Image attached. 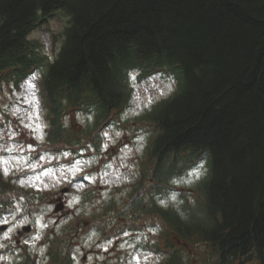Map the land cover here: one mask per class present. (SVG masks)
Masks as SVG:
<instances>
[{
	"label": "trees",
	"instance_id": "trees-1",
	"mask_svg": "<svg viewBox=\"0 0 264 264\" xmlns=\"http://www.w3.org/2000/svg\"><path fill=\"white\" fill-rule=\"evenodd\" d=\"M57 14L69 23L51 60L30 36ZM35 71L47 138L70 146L74 111L92 114L93 133L129 106L132 72L174 75L176 92L138 118L151 136L137 191L151 201L131 204L163 225L151 248L166 252L162 264H264V0H0V86ZM204 159L180 211L156 203ZM13 192L0 174V216ZM50 255L72 264L58 246Z\"/></svg>",
	"mask_w": 264,
	"mask_h": 264
},
{
	"label": "rangeland",
	"instance_id": "rangeland-1",
	"mask_svg": "<svg viewBox=\"0 0 264 264\" xmlns=\"http://www.w3.org/2000/svg\"><path fill=\"white\" fill-rule=\"evenodd\" d=\"M55 17L30 36L51 60L68 24L64 15ZM40 77L35 71L18 87L13 82L0 86V174L14 188L0 216V227L7 226L0 230V264H53V246L70 254L72 264H162L166 252L151 248L162 242V223L145 210L135 213L131 203L135 194L143 196L145 206L151 201L147 188L137 191L151 136L138 118L176 92V77L160 73L139 80L133 72L129 106L112 125L93 133L87 132L92 114L74 111L63 121L74 139L80 138L73 146L51 144L47 138L50 125ZM208 164L204 159L169 194L156 196V203L180 211L182 193L193 194ZM64 188L68 192L62 195ZM60 204L63 208L56 211ZM26 226L29 232L23 231ZM197 256L193 249L195 263Z\"/></svg>",
	"mask_w": 264,
	"mask_h": 264
},
{
	"label": "water",
	"instance_id": "water-1",
	"mask_svg": "<svg viewBox=\"0 0 264 264\" xmlns=\"http://www.w3.org/2000/svg\"><path fill=\"white\" fill-rule=\"evenodd\" d=\"M68 191V189H63L62 190V193H66ZM63 207H62V205L60 204V205H58L57 207H56V211H60L61 209H62ZM6 227L7 226H1L0 227V230H6ZM25 232H29L30 230H31V227L30 226H28V227H24V229H23Z\"/></svg>",
	"mask_w": 264,
	"mask_h": 264
},
{
	"label": "snow or ice",
	"instance_id": "snow-or-ice-1",
	"mask_svg": "<svg viewBox=\"0 0 264 264\" xmlns=\"http://www.w3.org/2000/svg\"><path fill=\"white\" fill-rule=\"evenodd\" d=\"M161 94H163V93H161ZM32 99L34 100V99H35V97L33 96V97H32ZM137 99H138V97H137ZM28 102H29V103H31L32 101H31V100H29ZM89 119H90V118H89ZM25 127H27V125H25ZM116 135H117V136H119L120 134H119V133H117ZM194 174H195V175H197V178H198V173H194ZM4 223L6 224V223H7V221L5 220V222H4Z\"/></svg>",
	"mask_w": 264,
	"mask_h": 264
},
{
	"label": "bare ground",
	"instance_id": "bare-ground-1",
	"mask_svg": "<svg viewBox=\"0 0 264 264\" xmlns=\"http://www.w3.org/2000/svg\"><path fill=\"white\" fill-rule=\"evenodd\" d=\"M56 18V17H55ZM51 20V19H50ZM67 23H69V22H67ZM38 25H40V24H38ZM31 38V37H30Z\"/></svg>",
	"mask_w": 264,
	"mask_h": 264
}]
</instances>
